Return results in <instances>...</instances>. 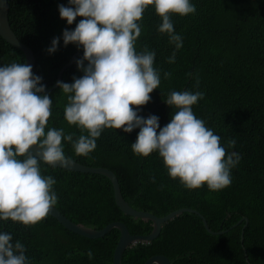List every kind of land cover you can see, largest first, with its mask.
<instances>
[{
	"label": "trees",
	"instance_id": "1",
	"mask_svg": "<svg viewBox=\"0 0 264 264\" xmlns=\"http://www.w3.org/2000/svg\"><path fill=\"white\" fill-rule=\"evenodd\" d=\"M194 14L171 20L181 35L183 46L176 50L174 63L168 57L174 51L166 33H160V17L149 5L140 21L141 34L136 50L155 51L154 67L161 82L150 93V101L139 107L142 117L156 115L161 127L175 109L168 106L169 93L201 91L202 99L192 106L194 114L220 136L226 152H237L239 162L231 169L229 186L212 191L206 185L185 188L168 175L162 158L153 152L147 157L133 153L139 129L124 133L122 129H104L96 139V148L88 155H77L71 142H64L65 155L83 165L112 170L118 177L124 199L137 210L158 217L181 209L198 211L207 220L185 212L168 222L152 243L127 249L122 264H145L155 255L167 256L172 264H264V0H192ZM68 0H9L10 23L18 38L36 57L34 74L42 77L46 93L52 99L47 127L63 128L75 140L82 133L64 119L66 95L54 88L59 72L74 54L83 49L75 44L65 46L64 29L72 25L61 19L58 5ZM54 37H60L54 53L47 49ZM67 68L61 81L71 83L83 75L76 60ZM26 63L20 49L0 36V64ZM171 75L164 77V73ZM198 81V83H197ZM136 107V106H132ZM235 139L232 147L228 141ZM43 175H51L62 214L76 224L102 229L109 223L126 224L133 235H148L151 221L123 213L115 201L111 180L99 174H85L41 162ZM248 218L243 240L241 234ZM0 230L10 232L13 242L25 246L31 264H113L120 231L113 229L105 237L89 239L66 229L51 215L34 225L0 221ZM91 250L93 255L88 257Z\"/></svg>",
	"mask_w": 264,
	"mask_h": 264
},
{
	"label": "clouds",
	"instance_id": "2",
	"mask_svg": "<svg viewBox=\"0 0 264 264\" xmlns=\"http://www.w3.org/2000/svg\"><path fill=\"white\" fill-rule=\"evenodd\" d=\"M149 5L161 19L158 31L166 33L175 46L168 57L174 63L183 41L174 31L171 16L194 14L192 0H68L67 6L58 5L60 18L68 25L81 17L74 29L63 30L62 40L65 46L82 47L83 57L76 65L83 75L71 83L57 81L67 98L64 119L87 133L75 140L63 128L47 127L53 101L32 65L0 64V221L27 226L45 218L58 197L53 188L56 180L42 174L41 162L68 164L62 140L71 142L75 154L88 156L104 129L124 133L139 129L130 144L133 153L143 157L158 153L168 175L187 189L206 185L218 191L231 184V169L240 156L226 152L220 136L194 114L192 106L203 92L171 91L164 101L175 111L163 127L158 116L138 114L139 106L150 101V93L161 82L160 71L154 67L155 51L138 52L135 47ZM60 39H52L49 54L56 51ZM170 75L164 73L165 78ZM227 143L232 147L236 140ZM32 146L37 155L29 150ZM87 255L91 258L92 251ZM0 264H31L25 246L19 240L13 242L12 234L3 230Z\"/></svg>",
	"mask_w": 264,
	"mask_h": 264
},
{
	"label": "water",
	"instance_id": "3",
	"mask_svg": "<svg viewBox=\"0 0 264 264\" xmlns=\"http://www.w3.org/2000/svg\"><path fill=\"white\" fill-rule=\"evenodd\" d=\"M9 15H10L9 0H0V36L5 41H7L9 44L23 51L26 57V63L31 64L32 71H34L35 63H36V57L34 55V52L28 45L23 43L18 38L17 34L15 33V31L13 30L11 26ZM77 56H83V54L76 53L73 55L72 60L66 66H64L63 69L59 72L57 81H61L64 71L73 64ZM56 87H58L57 82L54 88ZM45 91H51V90L46 89ZM29 150L32 151L34 155H37L36 146H32ZM54 167H58V168H62V169L70 170V171H75V172H80V173H85V174H99V175L108 177L113 184L116 204L123 211V213L130 215L134 218H140L145 221L152 222L153 229L148 235H133L130 233L126 224L120 221L109 223L104 228L97 230V229H93V228L86 227V226L72 222L64 214H62V212L55 206L52 209H50L48 214L53 216L55 219H57L59 223L63 225L66 229L78 235L87 237L89 239L103 238L113 229L115 228L118 229L120 231V239L117 244L116 250L114 252L113 264H122V257L125 251L131 248L132 246H135L140 243L142 244L152 243L155 239H157L160 236L162 228L165 224H167L170 221H173L176 217L182 215L185 212L194 213V214L199 215L203 219L204 226L208 232L212 234L224 233V232H213L210 229L208 222L204 218V216H202L198 211L190 209V208H181V209L175 210L165 215L164 217H158L148 211L134 209L124 199L121 186H120V182H119L117 175L108 168L86 166L70 158L66 166H60L59 164H57ZM244 221H245V225L243 227L242 234H241L242 240H243L245 228L247 227L249 220L248 218L244 217L237 223V225H239ZM145 264H172V263L170 259L165 255H155L151 257L150 259H148Z\"/></svg>",
	"mask_w": 264,
	"mask_h": 264
}]
</instances>
